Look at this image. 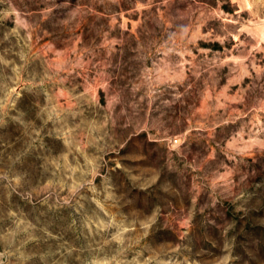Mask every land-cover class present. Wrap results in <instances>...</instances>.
Masks as SVG:
<instances>
[{"label": "rangeland", "instance_id": "obj_1", "mask_svg": "<svg viewBox=\"0 0 264 264\" xmlns=\"http://www.w3.org/2000/svg\"><path fill=\"white\" fill-rule=\"evenodd\" d=\"M0 264H264V0H0Z\"/></svg>", "mask_w": 264, "mask_h": 264}]
</instances>
